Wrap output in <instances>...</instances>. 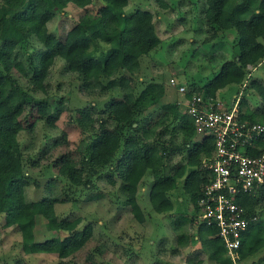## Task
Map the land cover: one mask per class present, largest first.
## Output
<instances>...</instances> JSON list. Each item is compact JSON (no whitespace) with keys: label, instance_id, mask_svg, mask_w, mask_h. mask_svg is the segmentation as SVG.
<instances>
[{"label":"trees","instance_id":"trees-1","mask_svg":"<svg viewBox=\"0 0 264 264\" xmlns=\"http://www.w3.org/2000/svg\"><path fill=\"white\" fill-rule=\"evenodd\" d=\"M100 1V8L93 13L88 8L93 0H0V213H5L6 226L16 227L21 233L22 249L27 254L50 252L66 258L80 251L95 234L92 223L79 228L81 216L58 215L55 203L64 198L48 194L38 200L28 199L25 187L32 177L25 170L26 162L32 160V165H38L42 157L53 159L59 175L70 180L73 187H91L100 169L107 166L106 180L113 186L120 181L124 204L141 223L146 213L139 194L149 174L152 181L148 195L154 211L168 213L175 208L170 191L183 178V190L196 218L202 211L199 200L203 187L213 177L209 163L214 159L215 139L207 136L203 141L195 140L194 121L177 97L167 95L165 83L142 81L144 59L163 42L153 21L154 13L141 8L126 12L129 0ZM156 2L161 8L170 6L168 0ZM205 2L203 19L210 33L203 42L231 34L232 30L237 34L228 50L230 55H223L219 71L204 84H195L194 80L190 88L187 83L186 94L225 97L220 93L229 85H244L239 117L264 124V82L253 77L251 70L264 64V0ZM69 4L84 12L63 40H57L48 22ZM58 57L64 60L63 70L75 73L80 81L78 88L86 93L116 87L125 91V97L112 98L101 112L96 110L95 101L77 109L82 126L93 128L80 141L86 155L83 163L74 160L71 150L53 157L62 143L61 136L47 140L35 159L24 155L19 139L22 131L34 130L36 121L43 120L51 129L57 126L63 106L58 99H51L48 79ZM136 76L139 80L134 79ZM248 91L260 96V108H251ZM41 93L44 95L38 96ZM155 104L157 108L146 112ZM253 141V152L262 151L264 131ZM175 155H181L182 160L174 163ZM236 202L244 209L242 216H256L243 234L242 263L264 264V185L239 192ZM40 217L48 229L67 234L37 240L35 229ZM196 225L191 239L201 240L217 264H232L219 228L207 222ZM94 249L101 254L104 244ZM201 262L198 259L194 264ZM16 264H22L21 260Z\"/></svg>","mask_w":264,"mask_h":264},{"label":"rangeland","instance_id":"rangeland-1","mask_svg":"<svg viewBox=\"0 0 264 264\" xmlns=\"http://www.w3.org/2000/svg\"><path fill=\"white\" fill-rule=\"evenodd\" d=\"M168 1L169 8H161L156 0H129L125 10L128 13L137 8L151 10L154 13L153 21L157 33L163 40L158 50L152 51L151 55L144 59L142 75L145 79L142 81H162L169 90L167 95L185 99L184 93H180L170 83V78L175 77L180 83H189L190 88L194 85V80L195 84L206 83L219 71L223 55H230L228 50L232 47L237 33L232 30L231 34L204 43L210 33L203 19L205 0ZM100 6V0H93L88 8L96 13ZM83 12V8L69 4L48 22L49 30L57 40H63ZM56 47L55 44L54 48ZM262 66L251 70L253 77L264 82V68H260ZM63 67L64 60L58 57L48 79L51 99H58L63 106L56 121V128L51 129L43 120L36 121L34 130L22 131L19 139L24 155L35 159L47 140L61 136L62 143L53 157L71 150L74 160L83 163L86 155L79 147L80 141L91 134L93 128L89 127V124L82 126L78 121L80 118L77 109L95 101L96 110L101 112L112 98L125 97V91L116 87L88 94L78 88L80 81L75 73L66 72ZM251 78L245 81L246 84ZM134 79L139 80V76ZM22 84L26 86L25 83ZM243 86L231 84L222 90L220 95L225 94L224 98L232 102L236 94H244ZM42 95L44 94L38 96ZM247 97L252 109L260 108L261 98L257 93L248 91ZM157 107L158 104H155L146 112ZM182 109L186 110L185 104ZM64 131L66 135L62 136ZM172 159L174 163L182 160L181 155H175ZM39 161L38 165H32V160L26 162L25 170L32 177L25 187L28 199L38 200L48 194L59 199L64 198L65 201L55 203L58 215L69 218L81 216L83 219L79 228L92 223L95 238L80 251L66 258H60L57 253L50 252L27 254L22 249L21 233L16 227L6 226L5 213H0V264H16L18 260H21L22 264H194L198 259L202 261L200 264H217L209 257L201 240L191 239L192 234L197 231L196 215L189 197L183 190V178L178 181V186L170 191L175 208L168 213H157L153 210L148 195L152 175L146 177L139 194V201L146 213V220L141 223L135 219L130 207L124 204L126 197L119 186L120 181L113 186L106 180L107 166L100 169L91 187H85L83 184L73 187L70 180L59 175L53 159L42 157ZM43 219L40 217L37 220V240L54 236L64 237L67 234L64 231L48 229ZM98 244H104L101 254L94 251Z\"/></svg>","mask_w":264,"mask_h":264},{"label":"built area","instance_id":"built-area-1","mask_svg":"<svg viewBox=\"0 0 264 264\" xmlns=\"http://www.w3.org/2000/svg\"><path fill=\"white\" fill-rule=\"evenodd\" d=\"M170 83L184 93L185 99L179 101L186 105L187 114L194 121L195 140L203 141L207 136L215 139L214 159L209 163L213 177L203 187L199 200L202 211L195 222L217 226L232 264H243V234L256 216H242L244 209L236 202V196L264 185V149L258 153L252 150L253 140L264 131V124L239 117L240 94L232 102L221 96L206 98L197 93L189 97L186 84L175 77L170 78Z\"/></svg>","mask_w":264,"mask_h":264},{"label":"crops","instance_id":"crops-1","mask_svg":"<svg viewBox=\"0 0 264 264\" xmlns=\"http://www.w3.org/2000/svg\"><path fill=\"white\" fill-rule=\"evenodd\" d=\"M259 66H262V65H259ZM259 66H258V67H259ZM258 67H257V68H258ZM260 68H263V67H260Z\"/></svg>","mask_w":264,"mask_h":264}]
</instances>
